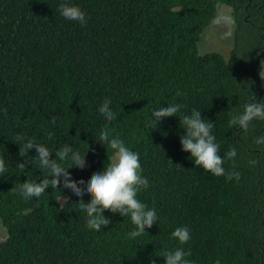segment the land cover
Wrapping results in <instances>:
<instances>
[{
    "label": "trees",
    "instance_id": "obj_1",
    "mask_svg": "<svg viewBox=\"0 0 264 264\" xmlns=\"http://www.w3.org/2000/svg\"><path fill=\"white\" fill-rule=\"evenodd\" d=\"M62 2L0 0V159L7 168L0 173L7 231L0 264H166L164 253L180 247L171 233L181 226L190 230L183 247L191 264H264V144L254 143L264 120L247 132L228 127L246 103L264 100V0H66L86 13L83 26L61 16ZM224 7L234 27L229 54L200 52ZM105 98L115 120L98 111ZM171 104L182 105L178 116L146 127L154 109ZM193 109L215 124L222 157L236 149L235 169L231 160L223 167L238 171L239 181L198 168L182 150L179 115ZM105 126L139 153L149 181L137 198L158 220L135 239L130 217L107 210L111 223L89 229L80 197L63 184L39 198L19 194L21 183L48 175L31 164L17 167L35 159V149L19 155L27 139L53 158L64 145L86 156V168L69 171L87 181L114 159L96 140Z\"/></svg>",
    "mask_w": 264,
    "mask_h": 264
},
{
    "label": "clouds",
    "instance_id": "obj_2",
    "mask_svg": "<svg viewBox=\"0 0 264 264\" xmlns=\"http://www.w3.org/2000/svg\"><path fill=\"white\" fill-rule=\"evenodd\" d=\"M58 11L67 20L78 22L82 26L87 23L86 13L80 7L68 3L66 0L59 5ZM216 22L218 23L219 20ZM259 76L264 81V61H261ZM177 95H181V93L178 92ZM110 105L111 100L105 98L98 109L99 113L108 121L117 118V114ZM181 108L182 105L180 104H171L167 107L154 109L152 112L153 119L146 122V127L152 126L157 121L160 123L164 118L178 116L177 113L181 111ZM3 115H7V109L3 110ZM179 117L180 127L185 130V134L180 137L182 150L191 153L190 158L195 165L214 176H225L229 181L233 178L239 181L241 174L238 171L227 172L223 167L225 160H231L233 161V169H235L237 151L233 147L223 157L219 154V145L215 142V136L212 134L215 124L207 118H202L201 111L196 109H193L190 115H179ZM254 120H264V100L257 101L256 97L244 105L241 113L231 115L228 127H238L247 132ZM53 123H55L54 119ZM112 132L113 130L105 126L96 140L100 144L106 145L107 149L113 150L114 159L109 158L104 170L93 173L87 181L72 179V174L69 171L70 168L78 167L81 170L86 168V156L82 157L79 152L73 151L69 145H64L55 152V158H53V153L48 147L35 142L34 139H27L23 147H20L19 155L25 157L26 153L35 149V159L31 162L27 160L17 162V167L21 171H25L27 165L31 164L40 170H47L48 175L43 176L42 179H28L21 183L19 194L25 200L39 198L49 187L54 191L61 190L60 185L63 184L64 189H69L75 196L80 197L78 204L87 214L86 225L89 229L100 231L102 227L111 223L104 215L107 210L113 214L119 213L121 216L130 217L135 230L128 234L129 237L135 239L141 236L146 229L152 228L158 220L155 208L149 209L137 198L141 190H146L149 187V181L142 175L143 169L140 164L139 153L128 148L124 141L119 136H113ZM53 135L49 132V139ZM21 139L24 138L21 136ZM254 143L257 145L264 144V136L256 138ZM64 163H70L71 166L65 168ZM249 163L255 165L258 161L252 160ZM5 172H7L5 160L0 159V173ZM85 194L90 198L88 203H85ZM61 206H63V202H61ZM171 237L179 242L180 247L164 253L163 258L166 264H191V261L186 259V257L191 256V251L190 249L185 250L183 247L191 239L189 228L186 226L177 227L171 233ZM152 264H155V261ZM216 264H219V261Z\"/></svg>",
    "mask_w": 264,
    "mask_h": 264
},
{
    "label": "rangeland",
    "instance_id": "obj_3",
    "mask_svg": "<svg viewBox=\"0 0 264 264\" xmlns=\"http://www.w3.org/2000/svg\"><path fill=\"white\" fill-rule=\"evenodd\" d=\"M231 9L224 7L222 15L218 17L217 23L215 20L213 24L208 28L204 34L202 44L199 43L200 52L220 50L226 55L230 52V37L234 27L232 26V20L229 13ZM230 18V19H229ZM223 39V40H222ZM202 50V51H201ZM7 237V231L5 227L0 223V241Z\"/></svg>",
    "mask_w": 264,
    "mask_h": 264
}]
</instances>
